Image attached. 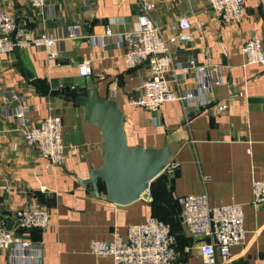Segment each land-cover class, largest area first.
<instances>
[{
    "label": "crops",
    "instance_id": "obj_1",
    "mask_svg": "<svg viewBox=\"0 0 264 264\" xmlns=\"http://www.w3.org/2000/svg\"><path fill=\"white\" fill-rule=\"evenodd\" d=\"M44 1L39 8L31 7L27 0H0V10L9 12L18 26L34 36L48 33L55 40L57 55L53 59L41 47L18 49L32 79L48 89H58L60 83L74 88L83 82L94 83L97 94L114 99L121 111L127 143L159 148L165 141L170 161L177 166L172 172L158 173L145 193L131 203L118 205L92 198L89 185L82 187L77 179L86 178L90 169L102 163L98 127L85 121L80 106L38 90L18 67L14 52L3 54L0 217L12 218L14 210L29 201L46 208L48 225L26 232L41 249L40 264H112L108 257L91 254L88 242L107 240L114 233L124 236L128 225L147 216L168 226L177 264H202L198 246L206 239L189 235L174 200L178 195L204 192L210 206L238 203L243 213L242 243L232 246L223 260L215 255V264H264V205L250 203L252 181L264 180V67L246 63L241 51L251 35L261 39L264 49V0H243L244 17L231 23L220 22L208 0H150L155 3L152 19L164 34L180 15L188 17L192 38L171 47L173 58L220 65L224 83L212 87L205 97L226 105L224 111H217L167 101L156 112L129 104L139 94L145 65L126 68L122 48L114 38L105 46L90 41L104 26L114 34L136 29L137 0ZM74 22L80 25L79 36L66 38ZM84 59L89 60L90 74L79 76L77 64ZM177 78L181 88L195 86L191 74L177 73ZM20 102L29 105L30 125L46 115L60 118L65 155L60 165L45 168L37 149L22 141L17 121L4 113ZM69 145L75 147V153H69ZM0 264H12L2 249Z\"/></svg>",
    "mask_w": 264,
    "mask_h": 264
},
{
    "label": "built area",
    "instance_id": "obj_2",
    "mask_svg": "<svg viewBox=\"0 0 264 264\" xmlns=\"http://www.w3.org/2000/svg\"><path fill=\"white\" fill-rule=\"evenodd\" d=\"M31 7H42L44 0H27ZM140 12L137 15V28L131 31L112 33L108 26L103 27L101 34L90 37L93 44L105 46L109 38L122 48V60L126 68L145 65L139 81V94L129 104L150 112L158 111L160 105L167 101H178L182 105L194 108H211L224 111V103H211L205 97L212 87L224 83L221 66L214 63H198L193 58L175 61L171 47L191 40L190 21L186 15H180L176 22L169 26L168 33L152 19L151 11L155 3L150 0H137ZM212 12L222 23L237 22L245 15L243 0H208ZM79 23L69 25L66 38L79 36ZM15 28L14 37L11 32ZM55 40L48 33L31 35L26 29L18 26L14 17L6 10H0V55L18 49L33 46L45 50L50 59L56 57ZM241 51L246 63H255L264 67V49L261 39L251 35L242 44ZM89 60L77 64V74H90ZM177 73L191 74L194 77L193 88H181ZM172 85V87H170ZM58 89L72 90L73 85L65 87L59 84ZM29 105L20 102L12 109H4L6 116L11 117L20 131L21 139L37 149L43 166L47 169L60 165L64 159V146L60 133V118L57 115H46L36 125L28 121ZM69 153H75V147L69 145ZM176 163L168 161L163 170L172 172ZM207 177H203L206 181ZM179 216L190 236L206 239L199 243L198 251L202 264H215V255L225 259L232 246L242 243L245 230L243 213L238 203H226L217 206L208 204L206 193L183 194L175 198ZM251 204L264 205V180H253L251 183ZM46 208L37 201L24 202L12 215L13 224L10 230L4 228L0 217V249L5 250L12 264H40L41 249L28 236L30 229H44L48 225ZM174 237L164 221L147 216L142 222L127 226L124 236L114 233L107 240H90L88 250L91 254L108 257L112 264H177L174 252Z\"/></svg>",
    "mask_w": 264,
    "mask_h": 264
},
{
    "label": "water",
    "instance_id": "obj_3",
    "mask_svg": "<svg viewBox=\"0 0 264 264\" xmlns=\"http://www.w3.org/2000/svg\"><path fill=\"white\" fill-rule=\"evenodd\" d=\"M15 28L11 32L14 37ZM16 63L20 70L32 79V75L23 65L18 48L13 49ZM49 93L59 95L78 105L83 110L87 123L95 125L100 131V153L102 163L87 172V177L77 179L82 187L89 185L88 194L92 198L124 205L141 197L148 182L160 173L170 160L171 153L165 141L159 148L129 145L123 130V119L114 99L97 94L94 83L76 86L72 91L60 93L58 89H48ZM103 182L104 190L99 191L97 180ZM174 211L175 208L173 207ZM181 219V218H180ZM4 228L10 230L11 217H3Z\"/></svg>",
    "mask_w": 264,
    "mask_h": 264
},
{
    "label": "trees",
    "instance_id": "obj_4",
    "mask_svg": "<svg viewBox=\"0 0 264 264\" xmlns=\"http://www.w3.org/2000/svg\"><path fill=\"white\" fill-rule=\"evenodd\" d=\"M36 86H37V88H38V90H40V91H47L46 90V87L44 86V85H42L39 81H37V80H35V79H32L31 80ZM67 88H61V89H59V91H60V93H65ZM97 188H98V190L99 191H103L104 190V185H103V182L100 180V179H98L97 180ZM174 202L176 203V201L174 200ZM169 232H170V230H169ZM171 233V232H170ZM172 234V233H171ZM173 247H174V244H173Z\"/></svg>",
    "mask_w": 264,
    "mask_h": 264
}]
</instances>
